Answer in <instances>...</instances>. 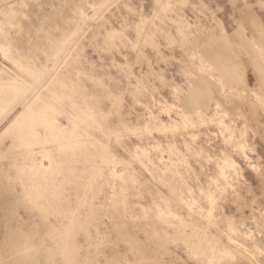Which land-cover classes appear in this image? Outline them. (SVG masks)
Wrapping results in <instances>:
<instances>
[{
    "label": "rangeland",
    "instance_id": "rangeland-1",
    "mask_svg": "<svg viewBox=\"0 0 264 264\" xmlns=\"http://www.w3.org/2000/svg\"><path fill=\"white\" fill-rule=\"evenodd\" d=\"M9 8L0 69L27 94L47 81L60 213L26 208L24 145L6 136L0 264H264V0H0Z\"/></svg>",
    "mask_w": 264,
    "mask_h": 264
},
{
    "label": "bare ground",
    "instance_id": "bare-ground-1",
    "mask_svg": "<svg viewBox=\"0 0 264 264\" xmlns=\"http://www.w3.org/2000/svg\"><path fill=\"white\" fill-rule=\"evenodd\" d=\"M6 1L8 0H4V2ZM0 13L5 17V20H0V43L1 41L9 42L7 26L13 25L15 19V17L12 16L13 8H9V10H1ZM61 21L59 23H61ZM70 45L68 46L70 47ZM23 56L29 59L26 55L22 54L20 55V58ZM20 58L11 59L20 72L32 75L34 69L33 67H31V64L29 62H23V60H21ZM54 66L56 67L55 64ZM55 67L53 69H55ZM53 71L54 70H52V72ZM47 74L49 73L47 72ZM5 75H7L6 72L0 69V126L3 123L7 122V124L4 126L3 132L1 131L2 129L0 130V145L5 140V137L11 133L16 134L15 141L17 148H20L22 145H24V152H22V155L23 160L26 162V164L16 165L17 177L15 178L20 179L21 182L27 181L28 184H30V186L32 187V189H30V192H26L25 195L27 197L28 203L31 202L30 206L26 205V208L28 210H36L42 220H48L49 209L53 210V215L60 213V186L57 184L55 190L50 189L51 187L49 184V174H51V171L55 168V166L59 168L57 158L59 156V150L61 148L59 131L62 130V126H60V123L56 119H53L45 112L46 108L52 109L53 111H56L57 108L54 104L51 103V101H46L47 96L44 94L45 92L43 91V88L46 87L45 84L47 83V81L40 83V87L37 89H34L32 87L33 91L30 94H27L28 88L25 87L26 89L24 90L22 87L23 85L21 84L28 85L29 83L23 77L18 74H15L13 76L7 75L6 77ZM17 104L19 105L20 109L15 113L14 110L16 109ZM39 104L43 105L39 107V109L37 110L39 111V113L36 114L34 113L33 107ZM44 106L46 108H44ZM26 115H30V128L28 131H26V129L22 125V119ZM36 121L41 122L43 127L42 131H38L35 128ZM51 123H54V126H52ZM34 144H36V147H33ZM46 160L50 163L48 167L45 165ZM26 166H28L30 173L29 175L32 177V179L30 180H24L23 178V176L26 174ZM52 198L53 201L51 202ZM23 233L24 234L21 235L19 245L24 248V253H27L30 248H33V242L32 238L28 237L25 232Z\"/></svg>",
    "mask_w": 264,
    "mask_h": 264
}]
</instances>
